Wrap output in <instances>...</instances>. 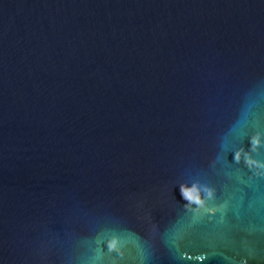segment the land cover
<instances>
[{"label":"water","instance_id":"1","mask_svg":"<svg viewBox=\"0 0 264 264\" xmlns=\"http://www.w3.org/2000/svg\"><path fill=\"white\" fill-rule=\"evenodd\" d=\"M0 264H264V0H0Z\"/></svg>","mask_w":264,"mask_h":264},{"label":"clouds","instance_id":"2","mask_svg":"<svg viewBox=\"0 0 264 264\" xmlns=\"http://www.w3.org/2000/svg\"><path fill=\"white\" fill-rule=\"evenodd\" d=\"M252 143L253 145L255 146L256 144L259 143V140L258 138L254 137L253 140H252ZM241 158V153L240 152H237L235 154V160L236 161H239ZM247 164L249 165V167H252L253 165L256 164L255 161L251 160V159H248L247 161ZM207 193H208V197L211 199L213 198V195H214V189H206ZM181 194L183 196V198L188 201V203L191 205V204H194L196 205L198 208H202L205 206V201L201 198V194H200V190L197 186H192L191 188L185 186V185H182L181 186ZM217 213V209H213V208H210L208 209V214L209 215H216ZM116 244L117 242L116 241H111L109 242V248L110 250H114L116 248ZM196 259L198 261H203L204 259H206V254H200L196 257Z\"/></svg>","mask_w":264,"mask_h":264}]
</instances>
